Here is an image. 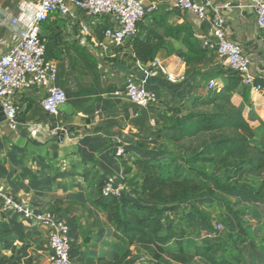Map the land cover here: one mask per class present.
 <instances>
[{"label":"crops","instance_id":"0c3cea01","mask_svg":"<svg viewBox=\"0 0 264 264\" xmlns=\"http://www.w3.org/2000/svg\"><path fill=\"white\" fill-rule=\"evenodd\" d=\"M143 2L157 3L159 11L169 12L171 26L191 25L201 41L212 35V17L199 22L191 14L176 9L172 0ZM213 2L220 8L218 16L224 31L249 56L250 74L264 88V35L257 28L250 0ZM38 3L39 0H0V56L8 51L12 39L29 26ZM228 3L232 6L225 8ZM16 18L20 20L17 25L13 24ZM88 23L84 12L74 10L72 18L55 14L43 25L46 41L52 35L59 36L57 50L61 56L50 61L58 68L56 86L67 92L69 100L58 116L50 117L41 106L46 91L27 90L18 94L15 130L9 129L0 107V184L37 210L51 212L68 223L74 261L101 264V259L112 261L121 251L111 222L94 205L101 180L127 184V193L132 191L141 182L135 161L142 152L136 147L152 142L165 109L180 103L189 106L205 94L210 80L225 84L229 68L213 51H208L202 62L188 66L176 55L180 44L172 40L146 65L136 60L129 43L123 47L110 46L107 52L81 46L80 26ZM109 25V20L100 18L91 26L98 42L104 40L103 33ZM157 62L166 74L161 73ZM129 77L152 90L157 103L148 109H138L126 99L109 95L123 87ZM253 93L264 121V91ZM135 113L139 117H134ZM56 128L65 133L58 138L52 136ZM118 144L126 148L123 157H115ZM127 170L131 171L125 175ZM130 180L136 183L134 187L127 183ZM50 256L46 235L18 217L0 211V264H49ZM246 259L247 264H264L263 259L254 260L251 254ZM203 262L196 258L192 264Z\"/></svg>","mask_w":264,"mask_h":264},{"label":"trees","instance_id":"16d2710c","mask_svg":"<svg viewBox=\"0 0 264 264\" xmlns=\"http://www.w3.org/2000/svg\"><path fill=\"white\" fill-rule=\"evenodd\" d=\"M169 14L158 11L139 24L129 43L136 60L142 65L154 61L172 40L180 44L176 55L188 66L202 62L209 50L203 47L191 25L168 24ZM59 43L58 35L47 39L48 60L60 58ZM219 85L207 89L189 106L180 103L165 109L151 140L158 148L136 147L142 153L135 164L145 172L131 195L106 197L103 195L106 182L101 180L94 205L111 222L114 239L122 251L112 261L101 259V264H130V249L136 245L143 246L155 264H192L196 258L209 264L240 261L235 256L217 257V245L198 242L200 236L192 235L198 220L208 226L211 235L221 237L213 226V218L200 208L206 202L229 206L221 195L264 202V148L253 145L254 126L264 127L258 99L242 84L238 73L230 69L226 83ZM184 142L188 146L180 145ZM171 145H177L179 155L174 154ZM250 176L260 179L257 187L247 181ZM185 208L187 211L183 212ZM179 212L181 219L172 221Z\"/></svg>","mask_w":264,"mask_h":264},{"label":"built area","instance_id":"2783aa9c","mask_svg":"<svg viewBox=\"0 0 264 264\" xmlns=\"http://www.w3.org/2000/svg\"><path fill=\"white\" fill-rule=\"evenodd\" d=\"M172 2L176 9L191 14L199 22H205L212 17L213 32L211 36L204 38L203 47L215 52L230 70L238 73L244 86L249 87L253 92L264 91L250 74L249 56L224 31L222 19L218 16L220 8L213 0H172ZM250 4L255 13L257 28L264 35V0H250ZM230 6L232 4L228 3L224 7ZM74 10L84 12L89 19L88 24L80 26L79 44L90 46L91 49L97 47L107 52L110 46L123 47L130 43L138 32L139 24L148 16L158 12L159 6L157 3L146 5L143 0H39L29 26L12 39L8 51L0 56V107L10 130H15L17 127L18 110L15 98L24 91H46L41 106L50 117L58 116L61 107L68 102L67 92L56 86L57 64L46 58L43 25L55 14L61 18H72ZM100 18L110 21V25L103 33L105 41L102 42L97 41L91 29ZM19 22V18L13 20L15 25ZM157 63L161 73L166 74L165 68ZM168 77L172 80L171 76ZM218 87L215 80L209 81V89ZM109 95L117 99H126L138 109H148L158 101L156 94L142 86L134 77L127 78L123 87L113 90ZM134 117H139V113H135ZM151 125L156 128L155 122ZM64 133V130L56 128L52 136L58 138ZM125 155L126 148L118 144L115 148V157ZM126 189V185H116L113 181H109L103 188V195L121 197ZM0 211L18 217L28 226L46 235L51 249L49 264H79L72 258V232L64 219L51 212L37 210L25 199L13 195L2 184H0ZM220 229L218 231H221ZM210 236L212 235L208 234L206 237ZM140 261L141 259L137 263Z\"/></svg>","mask_w":264,"mask_h":264},{"label":"rangeland","instance_id":"374dc122","mask_svg":"<svg viewBox=\"0 0 264 264\" xmlns=\"http://www.w3.org/2000/svg\"><path fill=\"white\" fill-rule=\"evenodd\" d=\"M259 116L262 120V112H260ZM254 131L256 133V140L253 145L260 149L264 148V129H262V124L255 125ZM188 144L184 142L180 145L188 146ZM148 147L152 149L158 148L155 143H149ZM171 149L174 150V154H180L177 145H171ZM138 172L137 176L142 177L145 170L139 167ZM247 181L252 186L257 187L260 179L256 176H250ZM129 183L136 184L134 180H130ZM125 185L128 187L127 184ZM125 195H131V191L129 193L125 191L122 196ZM219 197L230 205L226 207L223 203L206 202L200 208L213 218V226L217 230L221 228V237L218 239L212 235L207 238L206 236L210 234V229L207 225L200 224L198 220L196 221V230L192 234L193 237L198 238L200 236L197 239L198 242H210V244L217 245L219 247L215 250L217 257L235 256L240 258V261H235V264H247L246 260L248 259L246 258L250 254L254 260H264V213L262 211V203H258L250 198L241 199L231 195H221ZM185 209L182 211L186 212L187 208ZM181 217V212H179L176 216L172 217V221H178ZM188 218H190V215ZM228 219L234 220L226 223L225 220L228 221ZM130 250L132 252V255L128 258L130 264H155L143 246L136 245ZM139 259L141 261L137 263ZM202 264L209 263L205 261Z\"/></svg>","mask_w":264,"mask_h":264},{"label":"water","instance_id":"95a60500","mask_svg":"<svg viewBox=\"0 0 264 264\" xmlns=\"http://www.w3.org/2000/svg\"><path fill=\"white\" fill-rule=\"evenodd\" d=\"M2 116H3V119L5 120V116L2 114Z\"/></svg>","mask_w":264,"mask_h":264}]
</instances>
